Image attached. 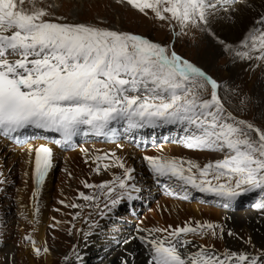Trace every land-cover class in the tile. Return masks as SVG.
<instances>
[{
    "label": "snow or ice",
    "instance_id": "obj_1",
    "mask_svg": "<svg viewBox=\"0 0 264 264\" xmlns=\"http://www.w3.org/2000/svg\"><path fill=\"white\" fill-rule=\"evenodd\" d=\"M25 2L0 0V136L26 142L22 131L35 128L56 134L51 138L59 145L70 144L81 134L114 136L118 129L113 125H122L125 133L179 126L183 135L178 139L186 148L224 156L203 166L183 158L145 156L156 182L166 190L174 184L185 192L191 188L213 194L225 208L244 194L258 192L260 200L254 207L264 211V131L224 106L216 79L146 37L84 23L53 22L44 18L50 14L43 9L25 10ZM126 2L141 13L151 10L161 20L170 14L182 27L191 24L202 30H208L210 13L218 7L212 0ZM256 23L261 27H253L239 47L228 49L234 58L264 61V16ZM113 155L95 158L110 161L105 169L113 164L124 169L122 177L95 186L106 189L108 212L139 191L132 182L134 169L118 158L113 161ZM51 168L52 150L41 145L35 149L37 185ZM79 196L90 201L99 198ZM217 228L223 231L219 225L196 222L195 227L185 225L171 232L144 230L148 235L138 238L149 247L148 264H264V252L218 254L205 246L188 251L193 242L183 239V234L207 229L215 235ZM162 232L167 235L155 234ZM33 251L39 255L49 249L34 246ZM77 260L82 257L77 255Z\"/></svg>",
    "mask_w": 264,
    "mask_h": 264
},
{
    "label": "rangeland",
    "instance_id": "obj_2",
    "mask_svg": "<svg viewBox=\"0 0 264 264\" xmlns=\"http://www.w3.org/2000/svg\"><path fill=\"white\" fill-rule=\"evenodd\" d=\"M23 8L28 11H31L33 9H43L50 14L45 16L44 18L50 19L53 22L84 23L95 25L101 28L115 30L118 32H133L137 35L145 36L149 40L157 42L161 45H168V47H170L171 49L176 50L180 56L189 60L196 66L202 68L217 80L220 85L218 91L219 97L222 99V102L225 103L223 101L222 93L224 89L227 91H229V89L226 88L225 83L221 79H219L216 74L223 67H225L224 62H227L232 54L231 51H226V49L224 50V48L222 47V53L218 54L216 58L207 59L206 54L202 51L200 46L202 44V46L207 47V43L212 41L211 38L213 37L211 36L208 27V30H202L200 27H196L191 24L182 27L175 20H172L170 18V14H165L169 16V19L161 20L158 19L151 10H145V13H141L137 8L129 5L125 0H26ZM131 12H137L136 14L140 16L143 21H147V23L144 24L142 22L143 25H141L142 20L133 18ZM135 23L138 25H136ZM206 36H209L210 38H208V40H205L204 37ZM216 42L213 45L218 46L219 41ZM218 59H220L221 62H218V64L216 65ZM209 90L210 89H208L207 93H205L206 96H209ZM234 91L237 94L238 90L236 89ZM244 97V95L240 94L241 100L238 101V104H241V101ZM241 106L242 105H240V107ZM260 118L257 115H246L240 117L239 119L250 122L255 127L264 131V120ZM253 135L255 136V133ZM2 138L3 140H0L1 144L3 141V144L0 145V246H5L10 242L12 243V245H16L18 252H20V232H18V230L20 231V213L18 207V200L20 199L16 194L17 184L20 183V177L18 175L20 162L18 161V159H15L18 150L15 151L14 147L10 146V144L12 143L11 141L7 140L4 137ZM154 141L159 140L155 138ZM83 142L85 143V141ZM81 143L82 142H80V144ZM20 145L23 146V144ZM20 145L17 146V148L20 149ZM59 146L60 145H56V148H58ZM163 147H165V149ZM60 148L61 149L57 151L58 157L56 155V162L53 169L54 171H52V177L50 178V192L52 193L53 191H55V193H57V191H61L60 189L62 188L59 187L63 178V187L68 194H71V198H66L63 201L61 199V203L63 202L62 204L60 203L59 205L50 206L51 212H56L61 216V222L59 223L60 229H55L56 227L54 228L53 225L47 226L46 228L48 230H46V237L56 240H58L59 238L60 241H64V243L68 245V250H75L77 254H79V251L76 250V248H74V250H71L72 245L74 244L73 240H75L77 232L82 231V228H92L91 226L94 225L93 223L98 220V217L103 222L111 221V223L113 219L117 217V220L114 223L120 224V226L125 227H127L128 225H139L141 226V232L144 231V228L147 230L158 228L167 229L168 232H171L174 230L172 229V227L175 226L171 221L179 219L178 215L180 206L182 204L196 205L200 208H204L206 205L213 206L214 204L211 200V203L208 200H204V203L199 202L200 199H204L202 198V192L200 191L194 192L191 188H189L188 191L185 192L179 189L174 184L172 185L171 189L166 190L163 185H157L152 180L146 181L144 178H140L141 176L139 177V173H135L133 174V177H135L136 180H133L132 182L137 181V177L140 179L139 184H137V186L140 188V190L137 192V195L146 202V206L140 204V202L137 203L135 201L132 203V207L131 203L128 202L127 199H125L114 210L108 212L105 209V203H107L105 199L106 189H100L99 187L95 186H99L102 182L105 181H113L116 177H121L120 175L121 173H124V171H122L121 168H116L115 166H111L105 169L103 165L109 164L110 162H108L107 160H101L97 162L96 159H94L90 154L84 151H79L72 146ZM106 148L109 147L107 146ZM132 149L133 151L130 152L131 154H133V152L135 154L140 153L141 156L144 153L150 152L151 156H159L156 153L159 149L163 150V152L167 149L168 153H165L164 157L183 158L184 160L192 159L193 162H196L200 166L218 159H222L224 156L223 152L195 150L186 147L185 149H182L181 147H177L172 144L160 146L146 144L142 148L134 147ZM60 154H62V156H60ZM95 154H97V152L94 153V156ZM71 155L73 156L72 158L70 157ZM116 156L119 160L122 156L126 158V161L129 158V155L126 152L121 157H119L118 155ZM131 162L125 163L127 168H132V165L135 164V161L134 163ZM97 163L100 164L99 171L96 170ZM145 163L146 161L144 160L140 163V165H143V170H141L143 173L149 171L148 164ZM140 165L135 164V167H140ZM86 183L94 187H85ZM150 184H155L156 188L151 189ZM172 190H175L176 194H170V191ZM134 192L135 191H133V193ZM79 193H84L88 196L95 195L99 198L94 201L85 200L79 196ZM210 198L214 199V196ZM247 200L251 201V198H248ZM72 205H77V207H72ZM245 206H247V203H245ZM173 207L175 209H173ZM131 208L132 210L134 208L135 209L132 211ZM255 210L260 216H262V218H264V212L257 208ZM101 212H105L106 214L104 216H101ZM131 214H137V217L135 218ZM100 230L104 232L103 234H107L109 232L107 231V226H105L104 224L100 226ZM209 231L211 232L212 230ZM198 232L197 234H190V236L188 237L196 241L197 243L199 242L201 246H203L201 241L203 239L200 238L203 236V233L201 234V229H198ZM162 235H167V232H162ZM185 235L187 236L189 234H183L184 238L186 237ZM141 241L142 240L140 239L137 244L139 246L137 248L138 250L134 255L136 256L134 257L135 259H139L137 263H140L143 259H145L146 261V258L144 257L149 255L148 252H150L149 247H145L146 244ZM24 243L27 242L24 241ZM241 244L240 242L237 245L235 243H230V245L226 247L225 252H244L250 255H260L262 252H264V242H262L260 245H257L256 247L251 244ZM28 248L30 247H26L25 251ZM129 249L130 246L128 248L121 247L118 251H115V254L117 253L115 257L118 258L122 256L120 259L123 261L125 259L124 256L129 253ZM132 250L130 251L131 253H129L130 256L133 255ZM27 251L29 256L33 258V261L35 263L43 259V255H41L42 251L39 255H37L33 251V249H29ZM70 251L69 254L71 253ZM18 252H16V259L14 261V264H20V253L18 254ZM138 252H142L141 258ZM2 253L3 251L0 249V260L2 259L0 261L1 263L4 261ZM77 254H74L73 259L70 256H66L67 259L64 258L62 264H65L64 261H66L67 264L70 262L71 264H82L77 260ZM137 256L139 257L137 258ZM145 263L148 264V260Z\"/></svg>",
    "mask_w": 264,
    "mask_h": 264
},
{
    "label": "bare ground",
    "instance_id": "obj_3",
    "mask_svg": "<svg viewBox=\"0 0 264 264\" xmlns=\"http://www.w3.org/2000/svg\"><path fill=\"white\" fill-rule=\"evenodd\" d=\"M214 4H217L218 7L210 13L207 26L213 37L211 38L212 41L209 40L210 42L207 43V47L202 46V44L200 46L202 51L206 54L207 59L216 58L218 54L222 53V47L224 50L226 49V51L229 48L239 47L240 41L250 29L253 27H261V25L256 22L261 16H264V0H236L234 3H225V1L218 0V2ZM131 13L133 18L142 20V18L136 14L137 12ZM142 22L144 24L147 23V21L145 22L143 20L141 23ZM143 23L141 25H143ZM209 36L204 37V39L208 40V38H210ZM213 41H219L220 44L218 43V46L213 45L215 43ZM218 62H221L220 59H218L216 65ZM224 64L225 67L216 74L217 77L225 83L226 88L229 89V91L224 89L222 93L223 101L225 102L223 103L224 106L237 118L246 115H257L259 118L261 117L260 119L264 120V61L256 59L250 61L241 60L234 58L232 54L230 59L227 60V62L225 61ZM236 89L238 90L237 94L234 91ZM240 94L245 97L241 101V104H238V101L241 100ZM240 105L242 106L240 107ZM28 131L29 129L24 130L22 132L23 136L28 134ZM43 133L50 134V132L44 131ZM1 139L3 140L0 136V140ZM73 140H75L77 144L82 142L80 145L84 147V150L89 151L91 155H94L96 152L97 154L99 153V150L94 144L88 142L84 143V139L81 138L74 137ZM13 141L17 143L14 150H18L16 153L17 156H14L16 157L15 159H18L20 162L18 169L20 183L17 184L16 190V194L20 199L18 200L20 213V231L18 230V232H20V252H18L16 245H12L10 242L5 246H0V249L3 251L2 257L4 259L0 264H14L16 252H18V254L20 253V264H62L66 256H70L73 259L74 254H77L74 248L79 251L77 255L82 257V261H80L82 264H122V260L120 259L122 256L118 258L115 257V255H117L115 251H118L121 247L128 248L129 246L131 247L130 250L133 249V255L130 256L129 253L131 252L129 251V253L124 256V260H127L128 264H146L145 262L148 260L146 256L144 257L146 261L143 259L140 263H137L139 259H135L134 257L136 256L134 255L139 247L137 245L138 240H140L138 237L147 236V231L141 232V226L139 225H128L127 227L120 226V224L114 223L117 217L113 219L112 223L111 221L103 222L98 217V220L91 226L92 228H82V231H78L75 240H73L74 244L72 245L71 242V250L74 251L68 250V245H66L64 241H60L59 238L56 240L46 237V230H48L46 227L53 225L54 228L56 227L55 229H60L59 223L61 222V216L56 212H51L50 206L59 205L61 199L63 201L66 198H71V194H68L63 187V178L59 187L62 188L60 189L61 191H57V193H55V191L52 193L50 192V178L52 177V171H54V164L56 162L55 157L59 149L56 148V145H51V143H49L48 136L40 138L31 137L29 142H26L23 146L15 139H13ZM2 144L0 143V145ZM19 145L21 146L20 149L17 148ZM41 145H45L52 150V168L48 171L44 182L37 186L34 183L33 176L35 149L39 148ZM163 148L165 149V147ZM166 151L164 150L163 152V150L159 149L156 153L164 157V154L168 153V151ZM114 152L115 155L119 157L125 154V152L128 153L127 151L117 152L116 150ZM60 156H62V154H60ZM145 156H151V152L142 154V160H144ZM70 157L72 158L73 156L71 155ZM190 161H192V159ZM193 191L198 192L196 189H193ZM213 196V194L202 192V198L204 199H200L199 201L204 203V200H208L209 202L211 200L214 203H212L213 206L206 205L204 208H200L196 205L180 204V210L178 209L179 219L176 218L177 220L171 221L173 222L172 224L175 225L172 229L184 227L185 225L195 227L196 222H210L221 226L223 231L217 228L215 235H212L207 229L201 230L203 236L200 237L203 239L201 240L203 246L214 249L218 254L225 253V249L230 243H235L237 245L240 242V244L246 243V245L251 244L256 247L264 242V218L258 214L255 210L256 208L254 209V205L260 200L258 192L247 193L238 197L235 201L231 202L227 208L223 206V202L219 201L217 197L214 196V199L210 198ZM248 198H251V201L247 200ZM245 203H247V206H245ZM173 209L175 208L173 207ZM103 224L107 226V231H109L107 234H103L104 232L100 230V226ZM143 230L147 229L144 228ZM197 232L198 229L196 232L188 233L189 235L187 236L185 235V238L182 236L183 239L193 242L188 245L189 252L199 250V246H201L199 242L197 243L188 237L190 234H197ZM85 233H90V235L86 237ZM155 234L162 235V233ZM26 236H30L31 240H26ZM24 241L27 243H24ZM125 241L128 242L125 243ZM33 242H35L34 245ZM34 246L41 249L47 246L49 249L47 253L42 251L41 255H43V259L37 263L33 261V258L29 256L27 251L33 249ZM26 247L30 248L25 251ZM145 247L148 246L146 245ZM69 251L71 252L70 254ZM138 253L141 258L142 252ZM148 253L150 255V252ZM138 257L139 256H137V258ZM64 262L67 264L66 261ZM68 264H71V262Z\"/></svg>",
    "mask_w": 264,
    "mask_h": 264
}]
</instances>
